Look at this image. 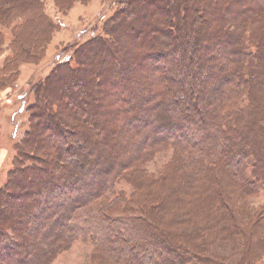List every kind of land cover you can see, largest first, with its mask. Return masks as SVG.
I'll return each mask as SVG.
<instances>
[{
	"label": "trees",
	"instance_id": "obj_1",
	"mask_svg": "<svg viewBox=\"0 0 264 264\" xmlns=\"http://www.w3.org/2000/svg\"><path fill=\"white\" fill-rule=\"evenodd\" d=\"M137 1L119 0L104 36L28 84L30 128L0 188V264H52L78 240L116 264H260L264 219L232 208L219 184L264 189V0ZM74 2L57 0L65 12ZM0 25L13 38L2 92L60 26L42 0H0ZM162 149L172 158L153 181L145 164ZM212 232L222 256L192 239Z\"/></svg>",
	"mask_w": 264,
	"mask_h": 264
},
{
	"label": "rangeland",
	"instance_id": "obj_2",
	"mask_svg": "<svg viewBox=\"0 0 264 264\" xmlns=\"http://www.w3.org/2000/svg\"><path fill=\"white\" fill-rule=\"evenodd\" d=\"M42 2L46 15L60 26V30L53 36L46 57L41 64L39 66L29 64L22 65V74L18 84L0 92V188L6 183L7 174L9 170L12 169L14 159L16 158V146L14 147V145H18L21 140L24 139L25 133L28 132L30 128L28 107L35 102V97L29 94L28 84L32 81L44 78L51 71L53 65L69 58L64 52L70 51L76 44L85 43L94 37L104 36L105 30L103 28L105 22L109 18L114 17L121 6L119 5V0H75V2L72 3L71 10L65 12L60 10L57 0H42ZM141 3L142 0L137 1V4L141 5ZM145 12H148V17H150L153 11L150 10L149 12L148 9H145ZM18 22L21 21L17 19L11 28H14ZM0 32L4 35V51L0 53V67H2L3 62L10 55L9 47L13 38L11 29L0 25ZM145 41L146 39L142 37L141 42L137 44L143 45ZM247 49L248 53H255L254 47L247 46ZM146 66H148V62L144 63V67ZM140 73L141 72H137V74ZM151 137H153V135H151ZM171 158L172 150L165 151V149H162V152L158 151L155 153L152 160L145 164L144 170L147 171L148 175L150 174L153 177V181H156V179L160 177L163 167ZM115 187L117 192H123L128 198H131L134 194L132 185L126 181H118ZM201 187L203 188V194H205L207 191L206 185H202ZM219 187L222 189L227 198L226 200L230 202L232 208H240L243 210L244 216L248 212L253 218L255 217V220L264 219L263 188H260L258 195L249 197L239 192L226 180L220 182ZM164 188L163 186V189ZM186 230L187 235L191 236L190 233H192L193 230L192 226H190V229L186 228ZM131 233H133V231ZM212 234V236L193 235L192 239L200 244L204 243L207 245L208 243L209 247H212V245L216 243L213 248H207V250L215 251L217 255L220 253L219 256H222L221 253L225 246L216 239L218 236L215 233L212 232ZM125 254L126 257L123 259L126 263L128 259L130 260L131 257L129 255L131 254L130 251H126ZM52 264L116 263H113V260L108 255L106 256L104 253H100L96 248L95 240H78L73 244L70 250L60 254ZM260 264H264V256Z\"/></svg>",
	"mask_w": 264,
	"mask_h": 264
}]
</instances>
